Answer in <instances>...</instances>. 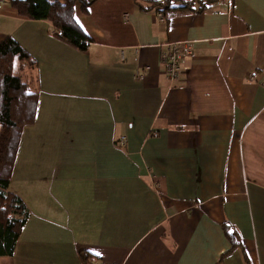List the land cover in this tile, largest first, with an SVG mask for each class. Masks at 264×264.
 <instances>
[{"label":"crops","instance_id":"0c3cea01","mask_svg":"<svg viewBox=\"0 0 264 264\" xmlns=\"http://www.w3.org/2000/svg\"><path fill=\"white\" fill-rule=\"evenodd\" d=\"M166 1L76 5L86 51L0 2L38 94L8 184L28 214L0 264H264V0Z\"/></svg>","mask_w":264,"mask_h":264},{"label":"trees","instance_id":"16d2710c","mask_svg":"<svg viewBox=\"0 0 264 264\" xmlns=\"http://www.w3.org/2000/svg\"><path fill=\"white\" fill-rule=\"evenodd\" d=\"M96 0H0L28 20H45L52 26V35L70 46L86 51L93 38L88 36L74 17L79 5L87 13ZM168 0L157 3L164 11ZM214 0H178L180 9L200 12ZM161 7V8H160ZM36 63L11 37L0 43V256H11L28 210L8 184L17 153L22 129L34 122L38 103L37 92L31 91L24 80V71ZM231 240L230 233H227ZM83 264H91L89 254L82 252Z\"/></svg>","mask_w":264,"mask_h":264},{"label":"built area","instance_id":"2783aa9c","mask_svg":"<svg viewBox=\"0 0 264 264\" xmlns=\"http://www.w3.org/2000/svg\"><path fill=\"white\" fill-rule=\"evenodd\" d=\"M158 18L162 19V14H158ZM191 54V46L188 43L181 45H169L167 52L161 55V61L164 64V72L168 79H176L180 73V62L185 56ZM120 141L125 142V138L121 137Z\"/></svg>","mask_w":264,"mask_h":264},{"label":"snow or ice","instance_id":"6c2138e0","mask_svg":"<svg viewBox=\"0 0 264 264\" xmlns=\"http://www.w3.org/2000/svg\"><path fill=\"white\" fill-rule=\"evenodd\" d=\"M76 22L79 24V20L77 19Z\"/></svg>","mask_w":264,"mask_h":264},{"label":"rangeland","instance_id":"374dc122","mask_svg":"<svg viewBox=\"0 0 264 264\" xmlns=\"http://www.w3.org/2000/svg\"><path fill=\"white\" fill-rule=\"evenodd\" d=\"M27 71V69L24 71V73ZM24 77V76H23Z\"/></svg>","mask_w":264,"mask_h":264}]
</instances>
